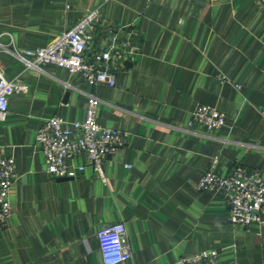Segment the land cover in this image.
Segmentation results:
<instances>
[{
  "label": "crops",
  "instance_id": "crops-1",
  "mask_svg": "<svg viewBox=\"0 0 264 264\" xmlns=\"http://www.w3.org/2000/svg\"><path fill=\"white\" fill-rule=\"evenodd\" d=\"M100 19L87 51L116 35V85L90 86L82 73L47 63L27 69L4 56L14 92L0 121V156L12 157L11 215L0 232V264H104L97 232L124 222L131 258L120 264H179L216 249L222 264H264V222L228 220L221 194L196 184L213 170L240 165L264 178V6L259 0H0V42L34 49L51 44L89 10ZM133 47L137 53L131 54ZM102 65V64H101ZM102 103L97 120L128 133L105 157L102 180L83 156V172L51 177L35 135L44 122L86 115L87 95ZM199 103L226 113L210 131L188 126Z\"/></svg>",
  "mask_w": 264,
  "mask_h": 264
},
{
  "label": "built area",
  "instance_id": "built-area-1",
  "mask_svg": "<svg viewBox=\"0 0 264 264\" xmlns=\"http://www.w3.org/2000/svg\"><path fill=\"white\" fill-rule=\"evenodd\" d=\"M264 6V0H259ZM100 19L99 7L89 10L74 25L64 29L56 39L45 47L34 49L10 48L0 42V121L8 111V100L14 92H26L28 87L19 78L8 79L4 72V56L18 61L27 69L40 70L47 63L66 69L69 73H82L90 86L116 85L112 71L113 52L122 47L116 35L110 37L106 47L93 53V60L86 57L95 24ZM131 54L137 53L133 47ZM102 64V65H101ZM86 115L82 120L68 121L59 116L48 118L35 135V144L42 151L46 172L51 177L76 176L83 172L85 165L73 169L70 160L83 156L93 166L97 175L106 180L105 157L125 146L128 133L114 127L104 126L97 120L102 100L94 93H86ZM264 116V108L262 109ZM227 115L217 106L199 103L195 106L188 126L199 125L216 131L226 124ZM196 184L199 191L221 194L229 204L228 220L232 224L250 226L264 222V178L257 172L244 167H233L226 177L216 174L213 167ZM16 178L14 159L0 156V232L11 215L9 190ZM104 264H120L131 258L127 227L124 222L103 225L97 232ZM179 264H222L216 249L200 250L189 256H182Z\"/></svg>",
  "mask_w": 264,
  "mask_h": 264
}]
</instances>
